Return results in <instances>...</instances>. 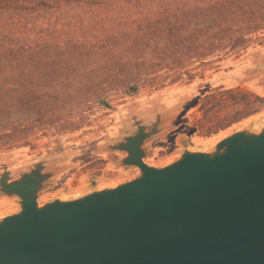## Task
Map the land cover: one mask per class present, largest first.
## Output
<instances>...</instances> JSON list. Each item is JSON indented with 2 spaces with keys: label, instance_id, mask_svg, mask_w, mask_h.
<instances>
[{
  "label": "trees",
  "instance_id": "16d2710c",
  "mask_svg": "<svg viewBox=\"0 0 264 264\" xmlns=\"http://www.w3.org/2000/svg\"><path fill=\"white\" fill-rule=\"evenodd\" d=\"M264 34V0H0V151L73 133L117 95L192 82ZM243 106L232 118L220 113ZM264 96L218 89L200 131L256 114Z\"/></svg>",
  "mask_w": 264,
  "mask_h": 264
},
{
  "label": "water",
  "instance_id": "95a60500",
  "mask_svg": "<svg viewBox=\"0 0 264 264\" xmlns=\"http://www.w3.org/2000/svg\"><path fill=\"white\" fill-rule=\"evenodd\" d=\"M169 114L133 115L135 131L106 147L138 174L79 197L40 201L52 157L0 164V195L19 204L0 218V264H264V127L151 165L147 142Z\"/></svg>",
  "mask_w": 264,
  "mask_h": 264
},
{
  "label": "rangeland",
  "instance_id": "374dc122",
  "mask_svg": "<svg viewBox=\"0 0 264 264\" xmlns=\"http://www.w3.org/2000/svg\"><path fill=\"white\" fill-rule=\"evenodd\" d=\"M198 72L203 75L192 82L147 88L132 96H114L110 108L97 107L90 111L89 123L81 130L40 136L30 145L0 151V164L7 163L9 169L17 170L52 157L51 164L57 174L41 192L40 201L56 197L71 199L138 174V168L121 165L122 153L106 147L135 131L131 126L133 115L149 118L152 123L157 113L170 112L161 125V133L146 145L145 161L156 166L176 159L184 143L194 150H207L237 130L264 127L263 107L216 134L205 136L199 129L203 99L213 91L232 90L234 94L264 96V34L239 58L226 59L218 67H200ZM240 109L243 106L231 103L220 115L227 120ZM18 209L16 197L0 195V218Z\"/></svg>",
  "mask_w": 264,
  "mask_h": 264
}]
</instances>
